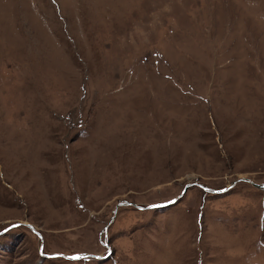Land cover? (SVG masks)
<instances>
[{
  "label": "rangeland",
  "instance_id": "obj_1",
  "mask_svg": "<svg viewBox=\"0 0 264 264\" xmlns=\"http://www.w3.org/2000/svg\"><path fill=\"white\" fill-rule=\"evenodd\" d=\"M256 184L264 0H0V264H264Z\"/></svg>",
  "mask_w": 264,
  "mask_h": 264
},
{
  "label": "water",
  "instance_id": "obj_2",
  "mask_svg": "<svg viewBox=\"0 0 264 264\" xmlns=\"http://www.w3.org/2000/svg\"><path fill=\"white\" fill-rule=\"evenodd\" d=\"M244 180H246V181H250L249 179H246V178H244ZM237 183V181H235L234 183H233V185L234 184H236ZM193 185H199V186H201V187H203L204 189H206V190H210L209 189V187H206V186H204V185H202V184H200V183H189V184H187L186 186H185V188H184V190H183V192H182V194L181 195H183L186 191H187V189L190 187V186H193ZM256 185H258V184H256ZM259 187H264V184H260V185H258ZM228 188H224V189H221V190H212L213 192H225L226 190H227ZM180 195V196H181ZM180 196H178V197H176V198H174V199H172V200H169V201H166V202H160V203H157V204H152V205H149V206H147V208H157V207H162V206H166V205H169V204H172V203H175L177 200H178V198L180 197ZM125 204H132V205H135V206H138V205H136V204H134V203H131V202H127V201H121V202H119L118 204H117V206H116V210H115V213L117 212V210H118V208L121 206V205H125ZM140 209H144V207H142V206H138ZM113 220H114V216L112 217V219L110 220V222L108 223V225L111 223V222H113ZM20 224V222L19 223H15V224H13L12 226H10V227H14V226H17V225H19ZM29 227L36 233V234H38V236H41V234H40V232L39 231H37L32 225H29ZM106 227H108V226H106ZM106 229V228H105ZM6 230V229H5ZM4 230V231H5ZM3 231V232H4ZM2 232H0V234H1ZM106 245H107V243H106ZM57 256H65V257H67V258H71V257H74V256H79V257H81L82 255L81 254H76V255H64V254H56ZM55 255V256H56Z\"/></svg>",
  "mask_w": 264,
  "mask_h": 264
},
{
  "label": "snow or ice",
  "instance_id": "obj_3",
  "mask_svg": "<svg viewBox=\"0 0 264 264\" xmlns=\"http://www.w3.org/2000/svg\"><path fill=\"white\" fill-rule=\"evenodd\" d=\"M70 259H73V260H79V259H81V257H79V256H74V257H71Z\"/></svg>",
  "mask_w": 264,
  "mask_h": 264
}]
</instances>
